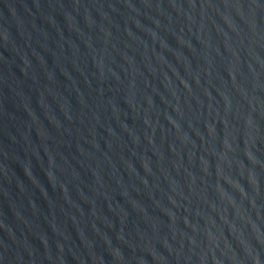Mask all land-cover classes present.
<instances>
[{
    "label": "water",
    "instance_id": "95a60500",
    "mask_svg": "<svg viewBox=\"0 0 264 264\" xmlns=\"http://www.w3.org/2000/svg\"><path fill=\"white\" fill-rule=\"evenodd\" d=\"M0 264H264V0H0Z\"/></svg>",
    "mask_w": 264,
    "mask_h": 264
}]
</instances>
